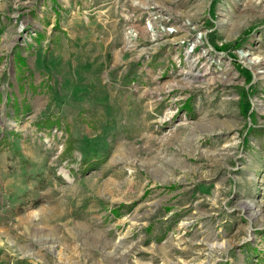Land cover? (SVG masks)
I'll use <instances>...</instances> for the list:
<instances>
[{"label": "rangeland", "instance_id": "374dc122", "mask_svg": "<svg viewBox=\"0 0 264 264\" xmlns=\"http://www.w3.org/2000/svg\"><path fill=\"white\" fill-rule=\"evenodd\" d=\"M0 264H264V0H0Z\"/></svg>", "mask_w": 264, "mask_h": 264}, {"label": "built area", "instance_id": "2783aa9c", "mask_svg": "<svg viewBox=\"0 0 264 264\" xmlns=\"http://www.w3.org/2000/svg\"><path fill=\"white\" fill-rule=\"evenodd\" d=\"M152 12H153V11H152ZM193 42H194V41H193ZM196 44H197V42L191 43V46H192V47H196ZM194 50H195V49H191V52H192V51L194 52Z\"/></svg>", "mask_w": 264, "mask_h": 264}, {"label": "trees", "instance_id": "16d2710c", "mask_svg": "<svg viewBox=\"0 0 264 264\" xmlns=\"http://www.w3.org/2000/svg\"><path fill=\"white\" fill-rule=\"evenodd\" d=\"M23 60H24V59H23L22 57H20V59L18 60V62L21 63V62H23Z\"/></svg>", "mask_w": 264, "mask_h": 264}]
</instances>
